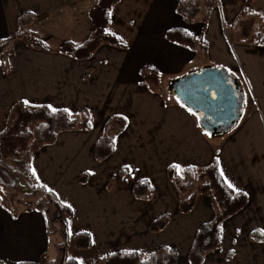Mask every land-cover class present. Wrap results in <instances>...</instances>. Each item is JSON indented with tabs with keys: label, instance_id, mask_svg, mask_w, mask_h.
<instances>
[{
	"label": "crops",
	"instance_id": "1",
	"mask_svg": "<svg viewBox=\"0 0 264 264\" xmlns=\"http://www.w3.org/2000/svg\"><path fill=\"white\" fill-rule=\"evenodd\" d=\"M257 1L249 8L261 14ZM143 2L150 5L134 23L127 48L103 44L92 58L77 60L58 49L65 41L81 45L89 38L93 0H0V39L18 30L20 14L31 12L37 19L28 30L52 50L33 49L22 40L12 43L9 70L0 65V134L18 101L73 114L89 112L92 130L59 133L54 144L43 146L34 156L33 171L35 181L73 211L68 233L75 237L89 233L88 251L100 260L117 252L149 254L166 246L176 251L177 264H190L197 230L212 221L215 212L211 199L200 194L193 211L180 213L167 169L172 165H179L181 171L204 169L216 158L225 182L245 193L248 203L223 222L222 247L202 264H264V241L250 239L252 233L264 230V46L230 43L226 34L247 0H217L205 29L200 14L194 23H185L177 13V0ZM175 28L201 35L204 42L197 51L172 43L166 32ZM145 66L159 73L158 92L142 84ZM205 68L225 70L243 101L239 122L220 135L205 132L194 112L160 93L163 82L172 87ZM114 117L122 119L125 128L117 136L113 154L99 161L95 145ZM121 169L129 175L117 176L107 189L111 176ZM84 173L89 175L87 183L79 179ZM142 180L153 187L151 200L133 195V185ZM18 210L13 216L0 202V261L32 263L43 254L55 260L61 243H52L56 235H48L45 215L21 203ZM164 214L171 216L168 226L151 232V221Z\"/></svg>",
	"mask_w": 264,
	"mask_h": 264
},
{
	"label": "trees",
	"instance_id": "2",
	"mask_svg": "<svg viewBox=\"0 0 264 264\" xmlns=\"http://www.w3.org/2000/svg\"><path fill=\"white\" fill-rule=\"evenodd\" d=\"M119 0H93L89 18L93 30L89 38L81 45L65 41L58 52L77 60H88L103 44L117 48H127L128 44L118 36L107 32L106 27L112 21L111 11ZM254 0H247L246 7L237 18L234 25L227 30V39L230 43L243 42L264 46V27L254 36H250L241 27L246 17L255 13L249 8ZM206 9V23L217 6V0H177V13L185 23L192 24L201 12ZM110 13V15H109ZM257 14V13H256ZM37 19L31 12L18 16V30L8 37L0 39V65L4 71L9 70V56L12 54V43L22 40L28 47L51 52V48L41 39L35 37L28 26ZM235 29V31H234ZM166 38L172 43L188 47L197 51L203 43V37L189 34L181 28L166 32ZM205 47V44L202 45ZM142 84L154 92L159 89V73L150 68L141 69ZM125 128V122L119 117L110 119L106 125L105 134L95 145L94 155L99 161L107 160L115 150L117 136ZM90 131L92 122L87 110L79 114L64 109H54L47 105H30L24 101L16 102L10 110L4 130L0 134V202L13 216L19 212L18 204H25L41 211L46 218L49 236L62 235L65 241L57 246L58 256L55 260L43 254L39 261L22 264H80L75 258L66 254L68 224L73 215L71 208L61 202L58 196L47 187L35 181L33 158L45 145L54 144L61 132ZM7 160H12L9 163ZM127 169H121L117 175L111 176L107 189H111L117 176H128ZM167 177L173 183L179 196V212L188 214L194 210L198 195L208 196L213 205L215 216L212 221L201 224L197 230L194 242L189 252L190 264H202L204 258L211 252L222 247L223 222L243 210L248 198L245 193L234 191L225 182L219 163L215 158L204 169L187 167L178 171L169 166ZM81 183H87L89 175L80 176ZM154 190L147 180L138 181L133 185V195L136 199L151 200ZM20 197L26 199L24 202ZM171 221L170 214H164L151 221L149 230L153 233L163 231ZM253 241H264V235L255 232L250 235ZM75 243L78 247L88 249L92 245L89 233L82 232L76 235ZM229 258L232 254L228 255ZM178 256L172 248L161 246L154 252L144 254L135 251H122L103 256L100 261L91 264H177ZM0 264H6L0 261Z\"/></svg>",
	"mask_w": 264,
	"mask_h": 264
},
{
	"label": "water",
	"instance_id": "3",
	"mask_svg": "<svg viewBox=\"0 0 264 264\" xmlns=\"http://www.w3.org/2000/svg\"><path fill=\"white\" fill-rule=\"evenodd\" d=\"M170 90L197 115L200 126L209 134H223L241 118L242 97L223 69H202L184 77Z\"/></svg>",
	"mask_w": 264,
	"mask_h": 264
},
{
	"label": "rangeland",
	"instance_id": "4",
	"mask_svg": "<svg viewBox=\"0 0 264 264\" xmlns=\"http://www.w3.org/2000/svg\"><path fill=\"white\" fill-rule=\"evenodd\" d=\"M118 4L120 5L118 6L116 5L117 7H115L111 13L112 21L110 25L106 27V30L107 32L118 36L124 42H127V41H130L131 39V33L134 29V26H133L134 23L136 25L138 24L139 17L142 11L146 7H149L150 4L143 2V0H125L123 1V3H118ZM255 7H258V8L261 7L263 9V13L261 14L257 13L251 17L245 16L246 21H244L243 24L241 25V27L245 29V31H247L250 36H254L257 32L261 31L264 27V0L257 1ZM205 17H206V9L203 6V9L201 10L200 15L198 17L199 21L200 20L205 21ZM230 30L232 29H229V31ZM160 93H162V95H164L166 98L170 99L173 102H176V103L180 102L178 96H176L170 90V86H168L164 82L161 84ZM8 162L11 164L13 163L12 160H8ZM20 200L24 202L26 199L20 197ZM64 241H65V238L62 235H56L52 239V243L62 244ZM51 253H54V251L52 250ZM66 254L69 257L77 259L80 264H91L94 261L97 262L100 260L98 256H95L94 251H88V249L81 248L76 245L75 235L73 234L72 231H69L68 233Z\"/></svg>",
	"mask_w": 264,
	"mask_h": 264
},
{
	"label": "snow or ice",
	"instance_id": "5",
	"mask_svg": "<svg viewBox=\"0 0 264 264\" xmlns=\"http://www.w3.org/2000/svg\"><path fill=\"white\" fill-rule=\"evenodd\" d=\"M110 15V13H109ZM25 103L27 104L28 102L25 101ZM189 111L191 112V109H189ZM193 115H195V113H192ZM173 167H175L178 171H180V166L179 165H174ZM229 187H233L231 184H229ZM261 234H264V230H260Z\"/></svg>",
	"mask_w": 264,
	"mask_h": 264
},
{
	"label": "flooded vegetation",
	"instance_id": "6",
	"mask_svg": "<svg viewBox=\"0 0 264 264\" xmlns=\"http://www.w3.org/2000/svg\"><path fill=\"white\" fill-rule=\"evenodd\" d=\"M234 84V83H233Z\"/></svg>",
	"mask_w": 264,
	"mask_h": 264
}]
</instances>
